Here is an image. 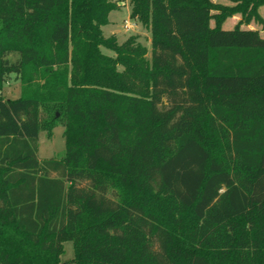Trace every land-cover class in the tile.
Wrapping results in <instances>:
<instances>
[{
    "label": "trees",
    "instance_id": "1",
    "mask_svg": "<svg viewBox=\"0 0 264 264\" xmlns=\"http://www.w3.org/2000/svg\"><path fill=\"white\" fill-rule=\"evenodd\" d=\"M118 1L0 0V264H264V0Z\"/></svg>",
    "mask_w": 264,
    "mask_h": 264
},
{
    "label": "rangeland",
    "instance_id": "2",
    "mask_svg": "<svg viewBox=\"0 0 264 264\" xmlns=\"http://www.w3.org/2000/svg\"><path fill=\"white\" fill-rule=\"evenodd\" d=\"M214 2L231 5L233 2L231 0H212ZM258 12L264 22V5L260 6ZM130 3L129 0H119L118 8L112 10L108 19L107 25L102 27V32L104 36H114L119 43L125 41L129 36H137L138 41L148 49L146 57L150 56V30L148 27L142 25L140 21L136 18H131L130 15ZM240 20V15H234L227 18L222 23V28L230 29ZM211 21V25H213ZM241 28L243 29H256L259 31L260 35L264 38V23H259L251 20L248 23H242ZM101 50L109 55H113L111 51L101 48ZM16 54H10L9 59L14 60ZM20 94V84L19 80L16 79L14 74H10L6 77L5 82L0 95L3 98H16ZM63 128L57 125L52 129V136H48L45 131H41L38 134L37 140V157L39 159L44 158H57L64 154L65 144L64 137L62 135ZM63 253L61 259L65 261H70L73 257V246L72 242L66 241L63 243Z\"/></svg>",
    "mask_w": 264,
    "mask_h": 264
}]
</instances>
